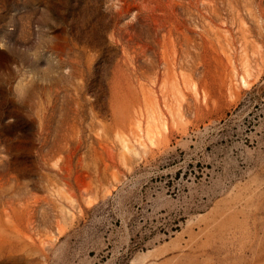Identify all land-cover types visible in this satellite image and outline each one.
I'll list each match as a JSON object with an SVG mask.
<instances>
[{
    "label": "rangeland",
    "instance_id": "374dc122",
    "mask_svg": "<svg viewBox=\"0 0 264 264\" xmlns=\"http://www.w3.org/2000/svg\"><path fill=\"white\" fill-rule=\"evenodd\" d=\"M0 264H264V0H0Z\"/></svg>",
    "mask_w": 264,
    "mask_h": 264
}]
</instances>
